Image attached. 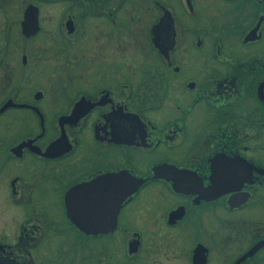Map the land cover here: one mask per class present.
<instances>
[{"label": "flooded vegetation", "instance_id": "obj_1", "mask_svg": "<svg viewBox=\"0 0 264 264\" xmlns=\"http://www.w3.org/2000/svg\"><path fill=\"white\" fill-rule=\"evenodd\" d=\"M0 264H264V0H0Z\"/></svg>", "mask_w": 264, "mask_h": 264}, {"label": "water", "instance_id": "obj_2", "mask_svg": "<svg viewBox=\"0 0 264 264\" xmlns=\"http://www.w3.org/2000/svg\"><path fill=\"white\" fill-rule=\"evenodd\" d=\"M27 15V13H26ZM26 17V16H25ZM25 20H23L22 22V27H24V24H25ZM26 28V26H25ZM142 179L141 177H136V176H132L131 174L129 173H124V180L122 181H118L119 183H121V187H120V191L122 193V195L126 194V193H129L131 192L133 189H135L137 187V185L142 182ZM70 194V192H69ZM121 195V196H122ZM77 223V222H76Z\"/></svg>", "mask_w": 264, "mask_h": 264}]
</instances>
